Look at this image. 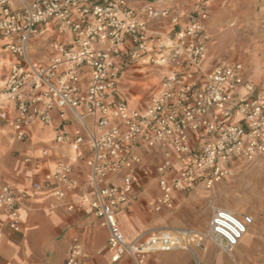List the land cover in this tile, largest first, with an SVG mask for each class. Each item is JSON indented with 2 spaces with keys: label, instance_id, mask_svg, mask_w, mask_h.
Returning a JSON list of instances; mask_svg holds the SVG:
<instances>
[{
  "label": "built area",
  "instance_id": "2783aa9c",
  "mask_svg": "<svg viewBox=\"0 0 264 264\" xmlns=\"http://www.w3.org/2000/svg\"><path fill=\"white\" fill-rule=\"evenodd\" d=\"M208 2L195 7L172 40L151 36L148 26L151 20L165 19L178 24L171 6L151 2L134 8L129 0H0V34L16 57L1 91V102L12 105L7 129L15 141L26 142L34 127L52 126L55 114L61 121L71 118L79 130L59 134L55 142L68 145L75 159L84 161L90 184L72 200L81 186L71 161L60 157L30 188L2 186L0 211L10 230H21L31 191L50 193L68 212L94 215L108 230L112 264H150L154 255L176 251L189 252L195 264H205L199 253L210 245L235 263L232 255L254 224L251 215L211 203L205 230L155 227L132 240L119 222L138 184L144 151L163 153L157 169L160 195L149 203L155 212L202 179L211 189L230 177L235 161L264 158V89L249 79L241 63L222 60L210 71L203 69L211 39ZM54 32L68 42H43L41 48L52 51L51 56L46 63L33 60L31 47ZM148 54L151 64L167 65L169 71L150 104L133 109L117 99L118 87L124 66L140 63ZM90 120L92 130L86 125ZM174 155L186 165L170 177ZM42 156L49 157L48 150ZM117 176L121 183L107 182ZM88 259L75 239L66 264H86Z\"/></svg>",
  "mask_w": 264,
  "mask_h": 264
},
{
  "label": "crops",
  "instance_id": "0c3cea01",
  "mask_svg": "<svg viewBox=\"0 0 264 264\" xmlns=\"http://www.w3.org/2000/svg\"><path fill=\"white\" fill-rule=\"evenodd\" d=\"M166 0H129L134 8L146 3L168 5ZM173 16L177 17L178 24H171V19L151 20L148 22L150 35L156 37L162 34L166 38L175 39L178 31L183 29L188 18L178 6H171ZM212 7L208 4V10ZM209 41L208 56L203 63V69L210 71L222 57L214 56L212 51V35ZM68 42V38L56 32L45 41L31 47L30 55L33 60L46 63L52 51L41 48L43 42ZM104 48V46H103ZM217 48V47H216ZM156 53V52H155ZM146 58L134 65H125L118 87L117 99L125 100L131 108L144 110L151 99L157 94L161 80L167 75L169 66L157 67ZM124 57L118 59L124 62ZM240 60H243L242 58ZM229 59L227 61L241 63L246 67L248 77L254 81L255 75L243 61ZM16 57L6 48V40L0 34V188L4 185H13L30 188L31 183L52 170L53 164L60 157H65L73 164L74 177L79 181L81 188L72 196L78 200L85 190L89 189V171L84 161H77L68 145H58L56 137L61 133H74L79 125L73 120L61 121L57 114L50 127L36 126L26 142L15 141L6 126L8 108L11 104L1 102V91L7 81ZM255 71L258 73L257 68ZM255 82V81H254ZM136 83L140 85L137 86ZM264 89V82L262 83ZM149 90V99L142 103V95ZM127 96V100L125 97ZM87 127L92 130L94 123L87 121ZM198 145L199 141L193 140ZM48 150L49 157L43 158L42 151ZM89 147L86 156H90ZM30 162H27V160ZM163 162V153L159 150L143 152V165L137 172L138 184L129 203L119 214V222L129 240L135 239L144 231L155 227H181L192 230H202L204 224L209 223L210 205L225 208L237 215H251L254 224L235 249L233 255L235 263L229 261L225 254L210 245L207 252L200 258L205 264H264V158L258 157L250 162L235 161L232 166L234 173L241 175V188L255 204L251 208L238 206L232 203L219 202L218 193L227 194L226 184L229 177L216 183L211 189L206 187L205 180L198 181L185 192L175 193L172 202L160 212H155L149 203L160 195L158 180V167ZM186 165V160L174 155L170 177H177ZM108 183H121V177H111ZM226 191H225V190ZM158 213L155 215L151 213ZM23 225L20 231L14 232L8 227V218L5 212L0 211V264H66L73 241L77 239L89 256L86 264H112L108 251V230L91 214L79 210L68 212L61 204L56 202L50 193L36 194L31 191L30 198L22 209ZM211 249L220 255L216 261H206L203 256ZM189 253V252H188ZM169 254V253H168ZM190 254V253H189ZM192 257V255H191ZM193 258V257H192ZM227 259V260H226ZM246 260V261H245ZM150 264H161L156 257L149 259ZM188 264H195V258Z\"/></svg>",
  "mask_w": 264,
  "mask_h": 264
},
{
  "label": "rangeland",
  "instance_id": "374dc122",
  "mask_svg": "<svg viewBox=\"0 0 264 264\" xmlns=\"http://www.w3.org/2000/svg\"><path fill=\"white\" fill-rule=\"evenodd\" d=\"M202 1L204 0H166L165 2L171 6H178L185 12L186 18H189L195 7ZM208 3L212 5L208 10V30L213 38V55H217L216 57L221 55L222 60L239 61L242 58L243 60L240 61L246 63L252 69L251 72L256 74L254 83L262 88L261 85L264 82V0H209ZM254 67L257 68L258 73ZM136 85L140 84L136 83ZM149 95V90L143 93L141 102H146ZM125 99H128L127 96ZM248 165L250 163H246L242 168L245 169ZM229 180L226 184L228 193H218V203L227 202L249 208L255 205L248 194L242 190L240 185L242 178L239 173L232 171ZM151 213L159 215L152 211ZM206 227L207 224H204L201 229L205 230ZM199 255L202 256L201 253ZM154 257H157L161 264H188L194 258L185 251L156 254ZM203 257L206 261L220 259L215 249H211ZM227 259L229 260L228 257Z\"/></svg>",
  "mask_w": 264,
  "mask_h": 264
},
{
  "label": "bare ground",
  "instance_id": "6f19581e",
  "mask_svg": "<svg viewBox=\"0 0 264 264\" xmlns=\"http://www.w3.org/2000/svg\"><path fill=\"white\" fill-rule=\"evenodd\" d=\"M233 212V211H232ZM234 213V212H233ZM236 214V213H235ZM234 258V255H232V259ZM178 259V258H177ZM246 261V260H245Z\"/></svg>",
  "mask_w": 264,
  "mask_h": 264
}]
</instances>
